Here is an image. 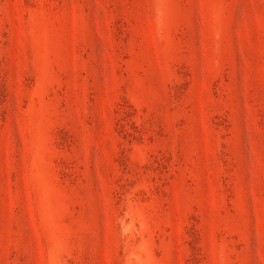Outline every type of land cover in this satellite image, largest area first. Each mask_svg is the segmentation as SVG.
Listing matches in <instances>:
<instances>
[{
	"label": "rangeland",
	"instance_id": "rangeland-1",
	"mask_svg": "<svg viewBox=\"0 0 264 264\" xmlns=\"http://www.w3.org/2000/svg\"><path fill=\"white\" fill-rule=\"evenodd\" d=\"M0 264H264V0H0Z\"/></svg>",
	"mask_w": 264,
	"mask_h": 264
}]
</instances>
